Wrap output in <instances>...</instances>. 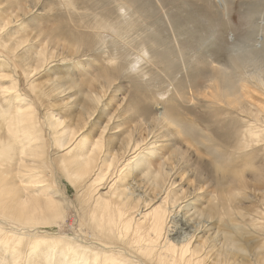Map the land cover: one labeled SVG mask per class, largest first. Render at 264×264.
Returning a JSON list of instances; mask_svg holds the SVG:
<instances>
[{
	"label": "bare ground",
	"instance_id": "obj_1",
	"mask_svg": "<svg viewBox=\"0 0 264 264\" xmlns=\"http://www.w3.org/2000/svg\"><path fill=\"white\" fill-rule=\"evenodd\" d=\"M216 3L220 9L225 5ZM16 8L0 0V264H30L32 258L40 264H264V105L251 94L253 86L264 92V27L256 49L234 55L232 70H244L242 63L248 62L249 71L238 78L224 67L210 78L214 86L187 95L195 97L194 105L205 98V109H211L198 143L171 145L166 141L188 140L181 120L195 116L178 101L184 93L174 104L177 122L164 107L173 88L152 93L146 113L130 96L125 107L121 102L111 109L115 98L106 102L108 92L140 68L129 64L114 72L109 66L116 61L93 68L96 57L85 53L87 45L70 37L42 42L38 37L46 36L30 31L37 26L32 21L14 32L36 10L28 5L20 14ZM102 13L106 20L117 18L115 10ZM111 33L86 28L80 35L103 57L105 48L114 46ZM129 42L126 34L124 43ZM138 54L151 63L147 48ZM73 62L84 63L82 71L66 73L63 67ZM150 77L146 73L141 82ZM233 78L235 85L226 84ZM4 80L11 84L5 87ZM18 86L22 95L13 92ZM221 117L223 126L216 123ZM208 126L222 134L231 156L221 154V176L215 174L222 166L218 153L206 154ZM192 156L210 158V169L205 172L204 161L193 163ZM258 162L259 167L239 171ZM110 174L112 182L101 188ZM69 189L81 225L88 227L73 236ZM52 225L69 234L36 230Z\"/></svg>",
	"mask_w": 264,
	"mask_h": 264
},
{
	"label": "rangeland",
	"instance_id": "obj_2",
	"mask_svg": "<svg viewBox=\"0 0 264 264\" xmlns=\"http://www.w3.org/2000/svg\"><path fill=\"white\" fill-rule=\"evenodd\" d=\"M224 1L225 5L221 7L222 9L219 8L216 0H8V5L17 6L16 11L20 14L26 12L28 5L36 7V10L25 16L16 28H12V30L15 29L14 32L22 30V23L32 21L37 26H31L30 31L37 37L38 34L46 36L38 37L42 42H49L48 38L53 36L61 42L64 37H70L77 43L87 45L85 53L93 58L96 57L93 68L99 67L103 62L106 64L113 61L118 64L109 66V69L114 72H118L124 67L129 69L131 65L140 68V72L136 75H128L126 79L121 77L108 92L104 99L106 102L110 97L115 98V104L111 109L121 102L124 106L127 97L130 96L139 105L138 107L146 113L154 98L152 93L159 89L173 88L174 93L165 102L164 107L167 108L169 118L177 122L175 113L177 111H174V104L177 96L180 95L179 92L184 93L178 98V101L184 106L192 108L193 110L189 114L194 112L195 116L187 115V118L181 120L182 130L189 133L186 136L188 140L177 137L166 141L174 145L179 140H185L188 144L191 140L198 143L207 128L203 123V118L211 116L209 111L211 109H205L207 106L206 99L202 98L199 103L194 105L195 97L192 100L188 97L191 92L199 91L203 87H208V90L214 86L210 78L215 75V71L224 72V67L230 69L229 73L236 74L232 77L238 76L240 78L239 72L249 71L252 65L245 62L242 63L245 67L244 70H240V68L235 71L232 70L234 55L241 53L243 49H256L262 41L264 0ZM101 9L115 10L117 18L106 20L105 14H101ZM117 12L120 16H126L130 20L127 23L124 22L118 17ZM79 19L84 21V25L79 23ZM86 28L99 31L110 29L113 31L110 34L111 38L116 33L113 48H105L103 57L98 53H92L90 38L87 41L85 37L80 35L81 30ZM126 34L130 39L128 45L124 43ZM88 37H90L89 34ZM144 48L150 52L151 63H148L147 56L136 55ZM260 54H263L264 57V52H260ZM143 59L146 60L145 63ZM83 65L84 63H81V66L78 67V63L73 62L63 67L66 71L61 69L66 73L79 72L82 71ZM133 71H136L134 67L131 68V73ZM148 72L151 73V80L141 82L143 76ZM98 73L103 78L109 77V74L105 73L104 70ZM235 83L236 78H233L226 84L235 85ZM3 84L6 87L11 84V81L4 80ZM253 87L256 90L251 93L254 100L258 105H264V92L261 89L258 90L256 86ZM12 89L16 95L23 94L20 86ZM165 96L167 97L168 94ZM208 99L213 106L212 110H216L215 105H213L216 101L211 97ZM146 101L148 105L144 103ZM0 103L3 104V99ZM161 108L158 107V110ZM216 123L223 126L222 117L217 119ZM209 129L211 145L206 154L218 153L222 166L215 170V174L221 176L225 167L222 155L231 156L227 154L224 148L225 138L222 134L213 127H209ZM88 133L89 131L84 132L83 135L86 136ZM156 155H159L158 152ZM200 159L204 161L202 168L207 172L211 167L210 158L192 156L191 161L199 163ZM260 163L243 165L239 167V171L249 170L251 166L259 167ZM198 166L200 167V164ZM180 178L177 176L178 182H180ZM112 179V175H108L107 181L101 188H106ZM60 184L63 183L60 181ZM183 186L187 187L185 183ZM69 197L73 200V205L68 211L67 222L72 221L73 228L76 229L70 236L82 234V232L87 231L88 227L81 225L82 221L75 210L77 202L74 200L73 189H69ZM58 201L59 203L62 202V200ZM53 227L54 225L36 230L40 235L69 234V229ZM30 264L40 263L36 258H32Z\"/></svg>",
	"mask_w": 264,
	"mask_h": 264
}]
</instances>
